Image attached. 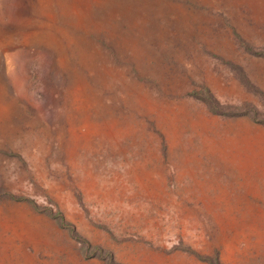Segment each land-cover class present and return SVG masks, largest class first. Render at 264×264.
Segmentation results:
<instances>
[{
    "label": "rangeland",
    "instance_id": "1",
    "mask_svg": "<svg viewBox=\"0 0 264 264\" xmlns=\"http://www.w3.org/2000/svg\"><path fill=\"white\" fill-rule=\"evenodd\" d=\"M209 256L264 264V0H0V264Z\"/></svg>",
    "mask_w": 264,
    "mask_h": 264
},
{
    "label": "trees",
    "instance_id": "2",
    "mask_svg": "<svg viewBox=\"0 0 264 264\" xmlns=\"http://www.w3.org/2000/svg\"><path fill=\"white\" fill-rule=\"evenodd\" d=\"M209 97H211V96L208 95V97L206 99L207 100H211L212 98H209ZM209 102H212V109L214 110L213 100L212 101H209ZM239 112H241V111H237V113H239ZM254 119H255V117H254ZM48 210H49V214H51L53 217H55L59 224H61V225L66 224V221L64 219V216H63V214L59 210L52 211V209L49 208V207L47 208V211ZM71 230L73 231V227L71 228ZM93 248L95 250H98L99 254L105 252L99 246H94ZM105 253H107V252H105ZM109 257H110V254H109ZM207 261L209 262V264H220L217 256H209V257H207Z\"/></svg>",
    "mask_w": 264,
    "mask_h": 264
}]
</instances>
